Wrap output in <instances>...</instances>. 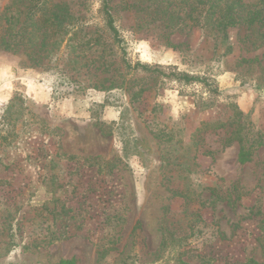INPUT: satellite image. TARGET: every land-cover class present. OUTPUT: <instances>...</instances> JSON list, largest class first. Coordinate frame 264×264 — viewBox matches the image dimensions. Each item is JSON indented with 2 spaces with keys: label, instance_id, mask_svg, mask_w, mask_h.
<instances>
[{
  "label": "rangeland",
  "instance_id": "rangeland-1",
  "mask_svg": "<svg viewBox=\"0 0 264 264\" xmlns=\"http://www.w3.org/2000/svg\"><path fill=\"white\" fill-rule=\"evenodd\" d=\"M108 1L0 0V264L264 262V27Z\"/></svg>",
  "mask_w": 264,
  "mask_h": 264
},
{
  "label": "trees",
  "instance_id": "trees-1",
  "mask_svg": "<svg viewBox=\"0 0 264 264\" xmlns=\"http://www.w3.org/2000/svg\"><path fill=\"white\" fill-rule=\"evenodd\" d=\"M102 7L100 11L103 13L106 26L109 33L113 36L114 41L122 42L119 29L115 22L114 14L108 0H101ZM194 2V4L192 3ZM189 14L196 12L195 22L213 38L226 37L228 30L231 28H253L260 29L264 27V0L255 3H246L243 0H185ZM20 11L18 10L19 16ZM3 17H0V20ZM197 26V25H196ZM264 37V32L261 34ZM8 40L0 34V48H8ZM141 67L144 70H150L146 64L137 63L133 68ZM180 79L190 82L199 77H193L188 74L181 75ZM201 80V79H199ZM250 160L249 152L243 146L240 149L239 161L244 164ZM72 261H64L63 263H71ZM245 264H264L255 258H250Z\"/></svg>",
  "mask_w": 264,
  "mask_h": 264
}]
</instances>
